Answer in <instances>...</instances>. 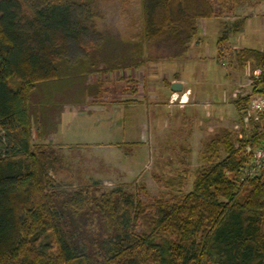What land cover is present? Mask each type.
I'll use <instances>...</instances> for the list:
<instances>
[{
  "label": "trees",
  "instance_id": "trees-1",
  "mask_svg": "<svg viewBox=\"0 0 264 264\" xmlns=\"http://www.w3.org/2000/svg\"><path fill=\"white\" fill-rule=\"evenodd\" d=\"M211 1L137 0V25L121 36L96 29L93 0H0V264H264V168L245 181L238 172L243 147L263 137L256 125L242 139L211 138L191 190L173 202L143 203L120 187L65 191L53 178L58 157L31 144L33 131L43 139L54 128L49 111L32 113L37 86L93 91L92 74L181 57L197 22L213 17ZM238 60L264 77L261 51L241 49Z\"/></svg>",
  "mask_w": 264,
  "mask_h": 264
},
{
  "label": "rangeland",
  "instance_id": "rangeland-1",
  "mask_svg": "<svg viewBox=\"0 0 264 264\" xmlns=\"http://www.w3.org/2000/svg\"><path fill=\"white\" fill-rule=\"evenodd\" d=\"M211 4L214 14L211 22L204 21L206 26L199 24L200 43L194 58H188L191 51L180 61L170 60L174 62L171 71L184 78L182 94H188V88L200 95L197 110L200 116L208 112L206 121L196 115L194 123L177 127L179 114L175 111L173 120L171 110L161 109L159 123L155 122L154 115H149L153 106L160 104L152 98L158 95L154 79L139 76L140 69L145 72L154 66L152 61L138 70L88 76L86 85L93 91L76 84L59 87L57 92L51 86L39 85L32 92L33 115L49 111L54 128L43 139L33 131L31 144L45 145L58 157L60 164L53 178L63 190L88 187L99 195L120 187L143 203L179 200L191 190L198 170L206 164L203 150L208 141L221 132L241 129L233 95L249 88L253 65L241 63L238 53L244 48L264 53V0H212ZM91 9L96 29L110 35H127L137 25V0H93ZM240 20L244 22L242 30L233 33L232 25ZM203 28L207 29L204 37ZM223 35L224 40L217 44ZM70 55L79 56V49L71 48ZM197 63L203 68L201 74L189 69ZM67 79L62 77L61 81ZM126 92L139 96L140 102L131 101L129 113L134 117L115 126L117 119L123 118L121 112L129 109L123 110L122 103L129 102L123 101ZM213 96H219L221 103H214ZM95 108L106 113H96ZM191 130L200 137L192 139ZM219 155L223 157L221 150Z\"/></svg>",
  "mask_w": 264,
  "mask_h": 264
},
{
  "label": "crops",
  "instance_id": "crops-1",
  "mask_svg": "<svg viewBox=\"0 0 264 264\" xmlns=\"http://www.w3.org/2000/svg\"><path fill=\"white\" fill-rule=\"evenodd\" d=\"M204 21L205 22L206 21L207 22H211V19L199 20L197 22V26L199 27V24H201V23L205 25ZM203 29L204 30H202L203 31L202 36L204 37L207 29L206 28H203ZM200 36H201V34H200ZM199 39H200L199 38V34L197 33V36L192 40V42L190 43V45L188 47V50H187V52H191L192 51V53H191L192 55L188 56L189 59H191V57L194 58L193 55H195V53H196L195 50L197 49V47H199V43H200ZM182 57L183 56H181V57L164 56V58L156 60L157 62H152L153 63L152 65H154V66L146 69L145 72H144V70L142 71L139 68L140 69L139 76L142 77V74H144L145 79L146 78H153L154 82H155L154 84L156 85V88L153 87V89L155 91L157 89V91H158V95H154L152 98L157 100V102H160V104L158 103V105H154L153 106L154 110L152 111V113L149 114V115H154L156 123L157 122L159 123V120H160L159 115L162 112V111H160L161 109L171 110V113L173 114V120L177 118L176 119L177 127H180L179 125H182V123H186V124L194 123V120H196V117H195L196 115L198 116L197 118L201 119L202 121H206L208 112L206 111L204 116H200L199 115L198 110H197V106L201 102H199V100L197 98L200 95L197 92L194 93L193 90H189L188 88L186 89V91H188V94H184L185 96H184L183 100L184 101L186 100V102L182 105V107L178 106V104L173 105V104L169 103V98L172 95V93L170 92V85L172 83H180L182 85V90L185 88L184 78H182L179 75V73H176V71H171V66H172V64L174 62H170V60L171 61H174V60L175 61H180V59ZM201 68H202V66L199 65V63H197L195 67H193V66L189 67L190 71L191 72H195V74L197 72L199 74H201L203 72V71H201ZM202 70H203V68H202ZM161 71H163V72H161ZM115 79L113 78V80H115ZM145 86H146V84H145ZM148 86H149V84H148ZM125 88L127 89V87H125ZM146 90L149 93H152V94L154 93V90H152L149 87H146ZM126 94L128 95L129 92H126ZM180 95H182V92L181 93H177L178 97ZM138 97L139 96L134 94V95H128L126 98L123 99V101H125V102L129 101V102H126V103H122L123 104V110L126 109V108H129V109H126L123 112H121V113H123L122 114L123 118H119V119L115 118V119H117V121L114 123L115 126H117L121 121H128V120L130 121L131 120L130 118L134 117L133 113H131V114L129 113V110L132 112V110H131L132 108L131 107H133V103L130 102V101H136V103H138V102H140ZM215 98L216 97L213 96L214 103L220 104L221 103L220 97L218 96L216 99ZM93 111L94 112L96 111V113H102L104 111L103 113H106L105 109L103 110V108H101V109L95 108ZM175 111L177 112L176 114H179V115H176V118H174L175 117L174 116V112ZM113 112H116V111H113ZM120 116H121V114L117 115V117H120ZM109 118H111L110 115H109ZM192 128H193V126H192ZM191 136L193 137L192 139H195V137H200V135L196 136L195 132H193V131H192Z\"/></svg>",
  "mask_w": 264,
  "mask_h": 264
},
{
  "label": "built area",
  "instance_id": "built-area-1",
  "mask_svg": "<svg viewBox=\"0 0 264 264\" xmlns=\"http://www.w3.org/2000/svg\"><path fill=\"white\" fill-rule=\"evenodd\" d=\"M184 96L182 94L178 97L177 94L172 93L169 103L182 107L186 102L183 100ZM233 98H236L235 101L240 100L241 129L236 130L238 136L242 138L241 131L246 134L252 132L253 125L257 126V132L263 136L257 146L245 145L243 147L242 152L246 155L247 162L240 166L238 172L240 181H245L258 175L264 168V77L261 76L259 69L252 70L249 88L244 92H237Z\"/></svg>",
  "mask_w": 264,
  "mask_h": 264
},
{
  "label": "water",
  "instance_id": "water-1",
  "mask_svg": "<svg viewBox=\"0 0 264 264\" xmlns=\"http://www.w3.org/2000/svg\"><path fill=\"white\" fill-rule=\"evenodd\" d=\"M181 91H182V85L180 83H172L170 85V92L171 93L177 94V93H181Z\"/></svg>",
  "mask_w": 264,
  "mask_h": 264
}]
</instances>
